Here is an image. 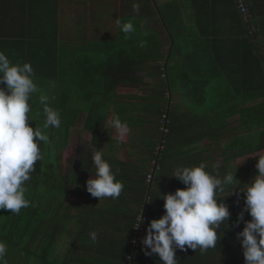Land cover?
Here are the masks:
<instances>
[{"label": "trees", "instance_id": "obj_1", "mask_svg": "<svg viewBox=\"0 0 264 264\" xmlns=\"http://www.w3.org/2000/svg\"><path fill=\"white\" fill-rule=\"evenodd\" d=\"M151 3L141 0V20L129 19L135 31L127 36L115 24L107 41L84 42L85 26L70 25L83 40L72 61L63 63L65 71L54 84L52 66L58 69L68 50L67 43L54 39L59 33L56 25L0 22V40L7 37L24 44L27 29L30 50L39 42L44 81L52 83L49 93H59L50 106L60 111L62 119L60 129L47 130L51 143L40 144L44 159L36 163L25 193L30 207L22 208L19 215L0 210V241L8 245L7 264H161L158 255H144L140 241L148 223L164 214L159 191L174 193L186 187L171 177L177 166L204 163L208 172L221 176L236 170L240 187L239 167L251 178L257 174L255 162L264 156V88L255 83L253 71L242 66V58L252 54L261 65L264 57L251 53L245 37L258 32L248 1V20L236 0L232 24L223 28L214 23L212 32L211 24L202 22L194 23L193 29L184 26L178 0L156 7ZM194 5L191 16L196 20ZM129 20L120 18L121 23ZM156 22L168 36L167 46ZM182 26L205 41L186 37ZM34 32L39 34L37 40L31 38ZM30 103L35 106L33 99ZM37 111L31 114L33 129L44 122L42 106ZM117 115L133 133L128 142L114 139L111 121ZM80 120L92 152L102 149L116 178L124 183L118 199L99 201L87 192L86 182L95 177L96 170L94 166L88 169L84 155H78L80 163L73 165L70 175L63 171L64 155ZM236 193L229 196L226 191L219 197L228 206L230 219L228 226L218 230L222 237L217 247L203 254L199 249L178 250L179 264H245L237 239L244 223L236 226L244 196ZM141 211L144 224L138 235ZM250 219L245 213L244 220ZM92 232L97 233L95 243Z\"/></svg>", "mask_w": 264, "mask_h": 264}, {"label": "clouds", "instance_id": "obj_2", "mask_svg": "<svg viewBox=\"0 0 264 264\" xmlns=\"http://www.w3.org/2000/svg\"><path fill=\"white\" fill-rule=\"evenodd\" d=\"M139 10L140 5L133 4V11L139 13ZM116 24L125 36L135 31L131 20L124 23L116 20ZM143 46L141 42L140 47ZM38 92L41 93L39 103L44 122L42 127L33 129L29 125V121H33L30 101ZM51 99L41 92L31 63H13L0 51V210L19 215L22 208L30 207L25 193L36 163L44 159L40 144L51 143L47 134L49 128L62 126L61 113L50 106ZM111 126L121 140L130 132L127 122L118 115L112 119ZM91 159L96 171L95 177L86 182L87 192L99 201L118 199L125 186L116 178L117 172L105 159L103 150H94ZM256 169L252 180L240 187L236 170L221 176L219 172H208L204 163L193 167L177 166L171 177L186 187L165 194L158 190V198L164 201V214L148 223L140 241L144 255H158L161 264H179L178 250L199 249L203 254L215 249L222 237L218 230L228 226L230 219L229 208L219 197L226 191L232 196L239 188L244 196V207L238 214L236 226L244 223L243 230L237 234L244 262L264 264V156L258 158ZM245 213L251 217L249 221L244 220ZM137 219L136 228H139L144 224L142 211ZM90 238L95 243L97 233H90ZM7 253L8 245L0 241V264H7Z\"/></svg>", "mask_w": 264, "mask_h": 264}, {"label": "crops", "instance_id": "obj_3", "mask_svg": "<svg viewBox=\"0 0 264 264\" xmlns=\"http://www.w3.org/2000/svg\"><path fill=\"white\" fill-rule=\"evenodd\" d=\"M158 1H160L162 4H159ZM171 1L172 0H157L156 2V0H152V3H154V6L156 7L170 4ZM247 1L254 16L255 28H253L254 30H256L257 28L258 32L254 36L245 37L246 40H248L249 45L253 49V52H250L254 55L264 57V0ZM110 2H113V6H110ZM179 2L181 9L180 15L182 17L181 22L189 29H193L194 23L202 22L205 24H211V27L209 29L212 32V25L214 23H221L223 25L221 26L225 28V25L228 26V24H232L235 18L232 14L234 10L233 7H235L236 4V0H180ZM193 2L196 3L197 7L196 20L194 19L195 17L191 16L192 12H195V10H193L195 9V3ZM136 3L140 5L139 13L133 11V4ZM6 8H9L11 12H9V10ZM141 8V0H0V22L7 21L10 23L20 22L21 24H34L44 21L56 25V29L58 28L59 33L58 35L54 36V39H57L59 43L68 44V50L64 51L62 54L63 57L60 58V60L62 59L63 61H61L62 65H58V69H56L54 65L52 66V70L50 71V74L51 72L55 74L56 71V75H53L54 80L52 78L51 79L53 83L55 82V80L57 83L61 79V73L65 71L63 69V63H70V61H72L74 51H76L77 46H79V42L83 40V38H77V36L74 35L69 27L70 25L82 24L85 26L86 34L84 35V42L87 41V39L91 41L103 42L107 41L110 37V34H106L104 36L97 35L98 33H102L104 29V26H101L103 22L116 24V20L120 21V18H126L127 20L133 19V21L141 20ZM12 9L14 10L12 11ZM99 24H101L100 28L98 27ZM154 25L158 26V28L161 27L159 22H156ZM25 30L26 36L25 38L22 37V41L24 42V44L12 43L11 40H8L7 37H1L0 51H3L13 63H31L35 71L36 83L41 89L44 88L46 84L44 81L46 71L43 68L42 64L43 58H40L42 59V61L39 62V57H41L43 49L41 47V49L39 50V42L36 41V47H33V49L30 50L28 41L30 40V36L27 29ZM160 30L163 29L161 28ZM160 30L159 34L162 39ZM184 31L185 28L182 26V32ZM24 32L25 31H21L22 34H24ZM185 32L187 33L186 37L192 38V36H194V38L199 39L200 41H205V39L200 38L196 31ZM233 32L234 34L238 35H240L241 33L237 30ZM32 35L31 38H36V40L38 39L39 34L37 32H34ZM164 41L167 40L165 39ZM203 42L202 44L204 45ZM248 42L246 43L248 44ZM169 43L170 42L168 40L167 44ZM249 48L250 47H248V49ZM242 64V66H245L246 69L250 68L253 71V74L255 75V83L258 84L257 86L260 88H264V62L261 65L256 64L253 55L249 54V56L245 55L242 58ZM69 73H71V70H69ZM33 98L34 96L32 97V99ZM261 102H264V99ZM34 103L35 106H32V114L38 112L37 110L39 109L37 103L35 101ZM116 135L117 133L115 132L114 139L119 142L120 139L117 138ZM82 152L85 153V157L87 159L91 158L93 152L90 149V144L87 149H82Z\"/></svg>", "mask_w": 264, "mask_h": 264}, {"label": "rangeland", "instance_id": "obj_4", "mask_svg": "<svg viewBox=\"0 0 264 264\" xmlns=\"http://www.w3.org/2000/svg\"><path fill=\"white\" fill-rule=\"evenodd\" d=\"M178 1H180V0H178ZM156 2H157V0H156ZM159 2V4H162L160 1H158ZM110 6H113V2H110ZM153 6H154V3H151ZM110 11V10H109ZM112 12V11H111ZM110 18H111V16H110ZM105 19V18H104ZM103 19V20H104ZM100 25L101 24H99L98 25V27L100 28ZM96 26V25H95ZM101 26H104V29H103V31H102V33H96L97 35H100V36H104V35H106V34H110L111 35V33L113 32V28H115V23H105V22H103L102 23V25ZM73 27V26H72ZM176 27V26H175ZM157 28H158V26H157ZM137 32V31H136ZM160 33H161V35H162V41H164L165 39L167 40V41H164L165 42V44L166 45H168L167 44V42H168V37H166L167 35L164 33V31H162V30H160ZM181 43V45H182V40L180 41ZM182 46H184L183 48H184V50H186L187 49V47H186V44L183 42V45ZM188 50V49H187ZM54 84V83H53ZM52 85V83H46L45 84V87L44 88H41V92L43 93V94H45V95H48L49 97H51L52 99H51V102H50V104L51 103H53L54 102V98H55V100H56V98L58 97V92L57 93H54V94H51V92L49 93V87ZM62 85H64V84H62ZM51 88V87H50ZM62 89V88H61ZM53 91H54V89H53ZM63 91V90H62ZM134 93H137V94H139V95H141L142 94V92L141 91H136V92H134ZM38 94V95H37ZM37 94H35L34 95V101L37 103V106H39V109H41V105H40V103H39V95L41 94L40 92H38ZM53 100V101H52ZM179 105H182V102L181 101H176ZM37 112H35L33 115H37L36 114ZM32 119H35V117H32ZM34 123V121H29V125H32ZM79 126H78V128H76V130H74V133L72 134V138H71V145H70V147L67 149V151H66V153H65V155H64V167H63V171L64 172H67L69 175L72 173V168H73V165H79V159H78V155H84V159L85 160H87L88 161V169H90V166H92V159L91 158H86L85 157V153L84 152H82V149H84V148H86L87 149V147L89 146V143H90V138L88 137V135H86V134H84L83 132H82V129H80L81 128V125H82V120H80V122H79V124H78ZM61 134V133H60ZM116 137L117 138H119L118 137V135H116ZM133 137V133L132 132H129V134L123 139V140H121L120 138V141H119V143L121 142V143H123V142H128V140L129 139H131ZM118 143V142H117ZM60 149H61V145H60ZM125 153H127V151H124V154ZM91 154V153H90ZM88 155H89V153H88ZM257 164V161L255 162V165ZM239 169H240V167L237 169L238 170V172H240L241 173V175H242V179H241V181H240V183H241V185H245V184H248L251 180H252V178L250 177V175H249V173L247 172V171H245V170H242V171H239ZM73 198V196L70 198V199H72Z\"/></svg>", "mask_w": 264, "mask_h": 264}, {"label": "built area", "instance_id": "obj_5", "mask_svg": "<svg viewBox=\"0 0 264 264\" xmlns=\"http://www.w3.org/2000/svg\"><path fill=\"white\" fill-rule=\"evenodd\" d=\"M238 3H239V8L241 10L242 15L245 17L246 20H248L249 15H248L247 6L245 4V0H238ZM164 132H167L166 129H164ZM151 179H152V176L149 175L148 181H151ZM137 230L139 232L138 235H141L142 234L141 233L142 232L141 227L137 228Z\"/></svg>", "mask_w": 264, "mask_h": 264}]
</instances>
